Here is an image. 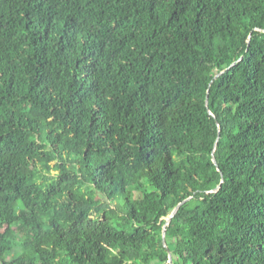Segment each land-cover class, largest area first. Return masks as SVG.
<instances>
[{
	"label": "trees",
	"instance_id": "16d2710c",
	"mask_svg": "<svg viewBox=\"0 0 264 264\" xmlns=\"http://www.w3.org/2000/svg\"><path fill=\"white\" fill-rule=\"evenodd\" d=\"M0 263L264 264V0H0Z\"/></svg>",
	"mask_w": 264,
	"mask_h": 264
},
{
	"label": "water",
	"instance_id": "95a60500",
	"mask_svg": "<svg viewBox=\"0 0 264 264\" xmlns=\"http://www.w3.org/2000/svg\"><path fill=\"white\" fill-rule=\"evenodd\" d=\"M207 104H209V96L207 98ZM214 162L217 164V160L216 158L214 157ZM190 198L184 200L182 203H180L176 208L175 210L173 211L172 215L168 218V222L167 224L164 226V241L166 239V231H167V225L171 222V220L173 219V217L176 215V213L178 212V210L180 209V207L182 206V204H184L185 202H187ZM170 262L172 263L173 262V254L170 253Z\"/></svg>",
	"mask_w": 264,
	"mask_h": 264
},
{
	"label": "rangeland",
	"instance_id": "374dc122",
	"mask_svg": "<svg viewBox=\"0 0 264 264\" xmlns=\"http://www.w3.org/2000/svg\"><path fill=\"white\" fill-rule=\"evenodd\" d=\"M1 264V263H0Z\"/></svg>",
	"mask_w": 264,
	"mask_h": 264
}]
</instances>
